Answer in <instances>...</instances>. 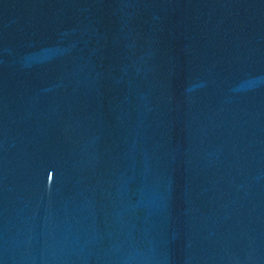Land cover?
Returning <instances> with one entry per match:
<instances>
[{"label": "water", "instance_id": "95a60500", "mask_svg": "<svg viewBox=\"0 0 264 264\" xmlns=\"http://www.w3.org/2000/svg\"><path fill=\"white\" fill-rule=\"evenodd\" d=\"M0 264H264V200L128 226L0 236Z\"/></svg>", "mask_w": 264, "mask_h": 264}]
</instances>
